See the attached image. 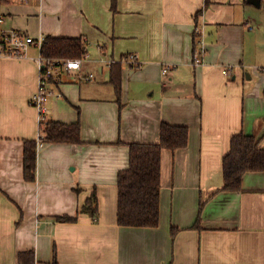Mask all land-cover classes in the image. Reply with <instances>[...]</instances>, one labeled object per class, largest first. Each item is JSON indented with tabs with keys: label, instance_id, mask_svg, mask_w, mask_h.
Masks as SVG:
<instances>
[{
	"label": "crops",
	"instance_id": "crops-1",
	"mask_svg": "<svg viewBox=\"0 0 264 264\" xmlns=\"http://www.w3.org/2000/svg\"><path fill=\"white\" fill-rule=\"evenodd\" d=\"M204 4L116 0L112 10V0H0V32L81 36L103 55L93 63L98 80H66L47 102V119L79 122L81 142H42L27 181L24 141L39 136L30 103L39 50L0 52V264H24L19 253L29 250L33 264H50L53 245L57 264H264V171L246 172L240 191L221 190L231 136L243 131L264 146V0ZM128 54L136 65L121 60ZM110 59L121 61V109ZM161 122L187 126L189 139L161 152L159 223L118 225L127 143L157 142ZM93 189L96 218H55L76 215Z\"/></svg>",
	"mask_w": 264,
	"mask_h": 264
},
{
	"label": "trees",
	"instance_id": "trees-1",
	"mask_svg": "<svg viewBox=\"0 0 264 264\" xmlns=\"http://www.w3.org/2000/svg\"><path fill=\"white\" fill-rule=\"evenodd\" d=\"M210 4L205 0L204 7ZM112 10L116 9V0H112ZM202 10V9H201ZM200 10V11H201ZM199 11V12H200ZM1 43V42H0ZM41 52L48 57L79 58L86 51V43L81 36H44ZM121 61L110 66L109 82L114 88L116 100L121 109ZM39 133L43 142L78 143L80 124L78 121L66 123L45 119L39 123ZM189 129L185 125L161 122L157 142H130L128 166L117 173V206L116 221L121 226L153 227L159 223V192L161 176V152L170 149L172 152L188 144ZM37 159V139L25 140L23 150V176L27 181L35 179ZM264 171V146L259 139L243 131L233 134L230 138L229 151L222 159L223 185L221 190L240 191L242 177L246 172ZM202 200L199 210L202 209ZM87 214L93 218L98 215L96 190L79 206L77 214L55 216L59 221L73 222L78 215ZM197 220L194 226H198ZM177 229L171 228L174 236ZM19 261L33 264L35 255L32 250L19 253ZM50 264H57L56 248L52 247Z\"/></svg>",
	"mask_w": 264,
	"mask_h": 264
},
{
	"label": "built area",
	"instance_id": "built-area-1",
	"mask_svg": "<svg viewBox=\"0 0 264 264\" xmlns=\"http://www.w3.org/2000/svg\"><path fill=\"white\" fill-rule=\"evenodd\" d=\"M196 35L201 36L202 30L196 28ZM44 36L33 38L19 30L1 31L0 33V52L4 54L21 55L30 45L39 50L36 58L38 66L37 90L30 98V103L36 107L39 113V119L45 120L48 111L47 102L52 96H61V91L57 90V86L63 83L66 78H75L76 80L91 81L94 78L93 73H83L82 65L87 58V52L79 58H57L48 57L42 54L41 47ZM86 43V39H83ZM204 50V49H203ZM202 50V51H203ZM87 51V50H86ZM195 62L200 63V55H195ZM130 65H136L137 57L135 54H128L121 58ZM114 59L106 61V66L110 67L114 63ZM166 72V69H163ZM224 74H229V69H223ZM56 94V95H55ZM41 134L37 138V147L42 145Z\"/></svg>",
	"mask_w": 264,
	"mask_h": 264
},
{
	"label": "rangeland",
	"instance_id": "rangeland-1",
	"mask_svg": "<svg viewBox=\"0 0 264 264\" xmlns=\"http://www.w3.org/2000/svg\"><path fill=\"white\" fill-rule=\"evenodd\" d=\"M1 33V32H0ZM93 55H97V56H93ZM103 55L100 54V50L98 48L97 45H95L94 47H90L88 46V51H87V58L84 60V63L86 64V66L84 67V71L83 73H93L94 77L92 81H96L99 79L98 75H96V68H95V65L93 63H96L98 64L95 60H98V61H102V58ZM95 59V60H94ZM83 70V68H82ZM66 80H70V77L66 78ZM65 80V81H66ZM77 82L79 83H83V82H89V81H85V80H78ZM57 90L59 91V89L57 88ZM56 95V94H55ZM54 97V96H52ZM51 98V97H50ZM49 98V99H50Z\"/></svg>",
	"mask_w": 264,
	"mask_h": 264
},
{
	"label": "water",
	"instance_id": "water-1",
	"mask_svg": "<svg viewBox=\"0 0 264 264\" xmlns=\"http://www.w3.org/2000/svg\"><path fill=\"white\" fill-rule=\"evenodd\" d=\"M248 1L253 3V4H258V0H248Z\"/></svg>",
	"mask_w": 264,
	"mask_h": 264
}]
</instances>
